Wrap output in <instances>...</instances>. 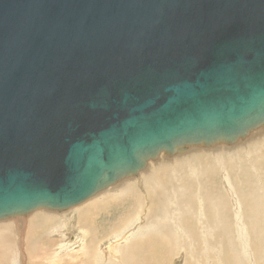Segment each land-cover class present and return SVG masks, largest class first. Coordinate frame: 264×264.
<instances>
[{"label": "water", "instance_id": "obj_1", "mask_svg": "<svg viewBox=\"0 0 264 264\" xmlns=\"http://www.w3.org/2000/svg\"><path fill=\"white\" fill-rule=\"evenodd\" d=\"M264 125V0H0V221Z\"/></svg>", "mask_w": 264, "mask_h": 264}, {"label": "rangeland", "instance_id": "obj_2", "mask_svg": "<svg viewBox=\"0 0 264 264\" xmlns=\"http://www.w3.org/2000/svg\"><path fill=\"white\" fill-rule=\"evenodd\" d=\"M152 162L148 161L136 176L123 179L74 208L63 212L40 209L0 221V226L11 224L7 233L4 227L0 229V242L3 244V235L11 245L3 250L5 264H69L73 260L69 253H78L79 245L86 243L77 229V215L86 209L85 204L109 191L113 197L95 208L104 214L110 228L124 224L125 220L118 219L125 215L139 218L141 226L137 230L141 233L157 228L160 237L169 240L158 250L163 258L167 250L165 264H264V125L234 145L192 146L173 157L162 153ZM123 183L129 186L112 191ZM41 212H47V216L37 222L33 215ZM179 224L184 225L185 232ZM128 228L110 236L111 242L101 247L98 257L106 261L103 251L111 246L116 250L106 255L108 261L115 256L122 258L123 264H136L122 252L127 248L126 237L131 238L133 232ZM31 231L36 232L30 235ZM42 245L46 248H40ZM32 246L40 248L38 255L43 254V260L31 262L29 254L37 256Z\"/></svg>", "mask_w": 264, "mask_h": 264}, {"label": "bare ground", "instance_id": "obj_3", "mask_svg": "<svg viewBox=\"0 0 264 264\" xmlns=\"http://www.w3.org/2000/svg\"><path fill=\"white\" fill-rule=\"evenodd\" d=\"M160 155L158 157H160ZM169 157H173V156H169ZM152 161H154V160H149V162H152ZM153 164H154V162L149 164L148 170L153 166ZM124 185H128V184L123 183V184L117 185L113 188L112 191L120 190V189H122V187ZM134 191L135 190L132 189L131 193H133ZM110 193H111V191L101 194L98 198L92 199L91 201H89L90 203L88 202L87 204L84 205L86 207V209L80 211V213H79L80 216L77 215V219H76L77 223H78L77 229L81 235H84V236H82V238L86 239V243L79 245L80 248L77 250L78 253H75L76 251L74 253H69L70 257L73 255V257H72L73 260H70L69 264H99V263L111 264L114 261L116 264H119V262L121 264H123L122 263L123 259L121 258L119 260V257L117 259V257H115V256H112L111 260L108 261V259H107L108 256H106V255L111 254V253H113V250H116L115 248H113L111 246L103 251L104 253H106V255L103 256V257H105L106 261L102 260L100 257H98V255H100L102 253L101 247L105 243L111 242V240H109V237L112 235L114 236V234L117 233L120 228L127 227V226H129L128 230L133 229L132 230L133 232L131 231L133 234L131 233V235H130L131 238L126 237L125 240H126L127 245L125 244V246L128 249L124 248V249H127V251H125L123 249V251H122L123 254L127 253L126 255L131 256V257L126 256V257L130 258L132 263L136 262V264H165L167 262L166 257H168L167 256V250L165 251V256H164L165 258H163L162 256H160L158 254V250H159V246H161L162 244L168 243L169 240H168V237L167 238H161L160 234L158 233L157 228L154 231L149 232V233L139 232L137 230L138 227L141 226V225L138 226L139 218L134 216V215L132 217H130L131 215H125L124 217L118 219V220H125L124 224L117 223L116 224L117 227L110 228L112 225H110L109 222L106 220V218L104 217V214L101 213V211L99 209L95 208V206H97L101 201L105 202L106 200L113 197L110 195ZM138 197L139 196L136 195V200L138 199ZM151 198H153V196ZM89 205H91V207L87 208ZM133 206L135 207V204H133ZM46 214H47V212H41V213H37L33 216H34L35 220L38 222V221H43L45 219V217L47 216ZM154 219H156L158 221L160 218L156 217ZM47 221L48 220L45 221L46 225L48 224ZM6 225L7 226H0V229H3V227H4V229H5L4 233L9 232V227L11 226V224H6ZM142 225L146 226V223L142 224ZM148 225L150 226V223H148ZM176 225L178 226V223H176ZM179 226L185 232L184 225L179 224ZM108 229H109V233H108ZM37 230L38 229H36V231ZM36 231H31L30 235L34 234ZM127 232H129V231H127ZM2 238H3V240H2L3 244L0 242V264H5L6 255L4 252H6V251L3 252V250L10 247L11 245L9 244L10 240L8 238L4 237L3 235H2ZM123 238H125V237H123ZM119 244H121V243H119ZM113 246L117 247L115 244ZM154 246H157V247L154 248ZM42 247L46 248V245H42L40 248H42ZM50 247H51V245H50ZM40 248L37 249V247L32 246L31 250H32V252H36L37 256L34 255V257L32 258L31 254H29L30 258L33 260L31 262L35 263V262H39V261L43 260V258H41V257H44V255L43 254L38 255L41 252ZM69 252H72V250H70ZM116 255H117V253H116ZM155 255H157L158 258H155ZM118 260H119V262L117 263ZM111 261H113V262H111ZM169 262H172V261H169ZM170 264H172V263H170Z\"/></svg>", "mask_w": 264, "mask_h": 264}]
</instances>
